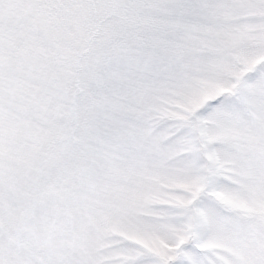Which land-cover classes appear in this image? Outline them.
<instances>
[{"label":"snow or ice","instance_id":"obj_1","mask_svg":"<svg viewBox=\"0 0 264 264\" xmlns=\"http://www.w3.org/2000/svg\"><path fill=\"white\" fill-rule=\"evenodd\" d=\"M0 264H264V0H0Z\"/></svg>","mask_w":264,"mask_h":264}]
</instances>
